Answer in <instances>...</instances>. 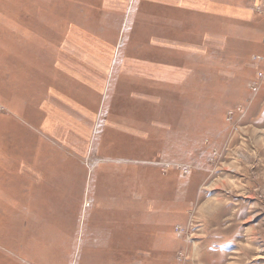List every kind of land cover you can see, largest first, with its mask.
Listing matches in <instances>:
<instances>
[{
    "label": "rangeland",
    "instance_id": "374dc122",
    "mask_svg": "<svg viewBox=\"0 0 264 264\" xmlns=\"http://www.w3.org/2000/svg\"><path fill=\"white\" fill-rule=\"evenodd\" d=\"M68 1L0 0L107 67L86 139L0 108V264H264V0Z\"/></svg>",
    "mask_w": 264,
    "mask_h": 264
},
{
    "label": "crops",
    "instance_id": "0c3cea01",
    "mask_svg": "<svg viewBox=\"0 0 264 264\" xmlns=\"http://www.w3.org/2000/svg\"><path fill=\"white\" fill-rule=\"evenodd\" d=\"M48 1L51 6H57L59 3L58 0ZM68 2L66 0L65 3ZM148 2L163 5L165 8L173 6L194 12L198 10V14L205 12L209 13V16L217 17L219 4L230 5L237 1ZM12 20L14 22H7L0 32L1 108L9 110L19 118L28 117L29 121L25 118L26 123L45 139L44 146H51L53 142L68 139L69 136H72L74 141L77 130L81 131L79 135L86 139L90 133V127L86 128L89 126L86 124V116L94 114L90 106L86 107V71L89 74V83L93 84L90 88L100 94L107 88L106 65L96 64L99 73L96 78V71L93 69L92 72L89 65H86V48L76 39L73 27L65 29L61 34L62 40L59 41V29L31 28L28 23L22 24L24 19L21 16L18 19L21 23L16 24L15 19ZM81 37L85 42L84 36ZM23 41L24 51H21ZM110 72L111 78L112 70ZM101 75L103 77L99 78ZM97 99L99 102L101 97L98 96ZM76 116H80V119L76 120ZM32 117L35 119L31 120Z\"/></svg>",
    "mask_w": 264,
    "mask_h": 264
},
{
    "label": "built area",
    "instance_id": "2783aa9c",
    "mask_svg": "<svg viewBox=\"0 0 264 264\" xmlns=\"http://www.w3.org/2000/svg\"><path fill=\"white\" fill-rule=\"evenodd\" d=\"M0 108H1V105H0Z\"/></svg>",
    "mask_w": 264,
    "mask_h": 264
}]
</instances>
